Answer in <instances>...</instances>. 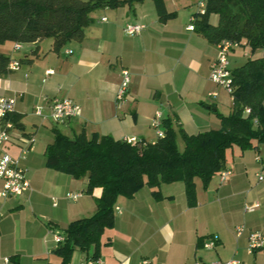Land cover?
<instances>
[{
  "label": "crops",
  "instance_id": "crops-1",
  "mask_svg": "<svg viewBox=\"0 0 264 264\" xmlns=\"http://www.w3.org/2000/svg\"><path fill=\"white\" fill-rule=\"evenodd\" d=\"M200 1L164 0L167 11L176 12L165 22L159 21L153 0L135 3L133 10L128 5L98 9L82 40L71 41L59 51L52 50L49 39L39 42L36 53L35 42L21 43L15 49V42L9 41V50H0L10 61H19L14 70L8 68L9 61L0 75V95L15 98L12 115L22 124L11 130L14 140L0 144V156L19 154V137L33 138L21 161L30 189L22 195H0V264H12L9 258L13 255L18 256V264H61V257L53 252L55 233L63 232L75 219L92 215L102 193L100 187L86 191V176L75 178L46 166L44 150L53 133L37 151L34 137L38 132L57 126L65 134L84 130L88 136L96 132L117 140L154 142L156 129L150 122L157 112L161 120L171 119L176 131L182 127L195 134L220 128L216 112L221 110L222 87L210 79L217 44L188 29ZM217 17L214 14L210 21L216 24ZM135 22L145 24L144 29L127 34L125 25ZM123 69L129 70L130 82L126 96L117 100ZM54 97L74 100L81 106L80 116L55 123L33 113L41 106L47 114ZM232 106L231 96L228 113ZM2 125L0 121V130ZM227 154L224 169L231 173L223 182L217 173V183L212 178L207 189L197 179L193 207L186 203L182 181L162 183L159 200L148 186L131 198L118 197L114 226L101 237L103 264H144V260L145 264H193L196 259L264 264V247L247 251L249 233H264V179L256 175L264 174L257 159L264 157V144L244 151L233 147ZM70 192H81V196L71 199ZM225 202L236 205L231 215L210 213L213 206ZM252 204V209L245 208ZM230 218L245 226L241 236L229 225ZM214 222L215 232L207 231ZM211 234H217L219 241L205 249L198 241ZM86 257V252L75 248L68 264H81Z\"/></svg>",
  "mask_w": 264,
  "mask_h": 264
},
{
  "label": "trees",
  "instance_id": "trees-1",
  "mask_svg": "<svg viewBox=\"0 0 264 264\" xmlns=\"http://www.w3.org/2000/svg\"><path fill=\"white\" fill-rule=\"evenodd\" d=\"M144 0H0V43L6 41L37 43L49 39L52 50L59 51L71 41H81L85 28L93 21V12L118 8ZM159 21L176 16L168 12L164 0H153ZM218 15L213 24L209 14ZM194 30L211 43L223 39L247 45L252 50L264 47V0H207L203 13L193 14ZM10 58L0 53V75L6 72ZM233 106L228 114L216 112L219 129L188 134L182 127L176 131L171 119L162 120L163 135L154 142L117 140L110 135L84 130L69 136L52 126L53 140L44 150L46 166L70 174L87 177L86 191L100 187L95 212L71 221L63 232V240L53 252L68 264L75 248L87 257H100L101 237L112 228L118 197L131 198L143 186L153 188L155 199H162V183L182 181L186 203L197 204L196 180L207 189L212 178L227 165V151L258 148L264 144V58L248 57L230 69ZM248 108L249 112H245ZM21 127L11 114L3 120ZM178 135L183 141L180 148ZM203 240L200 239L198 243ZM18 264V256L10 258Z\"/></svg>",
  "mask_w": 264,
  "mask_h": 264
},
{
  "label": "built area",
  "instance_id": "built-area-1",
  "mask_svg": "<svg viewBox=\"0 0 264 264\" xmlns=\"http://www.w3.org/2000/svg\"><path fill=\"white\" fill-rule=\"evenodd\" d=\"M198 12H204V3L199 2ZM195 17L192 16L191 20ZM105 20V18H103ZM145 27V24L135 22L128 23L125 25L124 30L127 34L136 35L139 34ZM188 29H194V24L188 25ZM217 44V56L211 66L210 79L218 86L223 87L229 94L232 92V78L229 68V53L235 47L239 46V43L229 39H223ZM21 47L20 42H15L14 48L18 49ZM70 52V50H68ZM19 67L18 60H11L8 64V68L11 70L17 69ZM130 82V72L127 69H123L121 72V80L116 91V99L122 100L128 91V86ZM215 95V93H211ZM15 98L10 96L0 95V121H2L7 115L14 112L15 109ZM49 112L47 114L43 113V108L41 106H36L33 113L41 117H49L55 123L66 122L71 118L78 117L81 114V106L74 100L68 97H54L49 100ZM245 112H249L246 108ZM151 126L156 129V136L163 135L162 120L160 118V113L157 112L150 122ZM14 125L11 121H6L0 130V144H4L14 140L15 137L11 135V130ZM21 141V148L19 154L12 155L10 153H3L0 156V179L2 180V188L0 190V195L2 197H9L12 195H22L30 189V180L26 174V169L22 166L21 161L25 158L27 151L33 141V138L28 136L19 137ZM135 142V141H133ZM257 159L264 171V157L258 155ZM231 173L229 169H224L219 173V179L223 182L227 176ZM257 179L263 180L264 174L258 173ZM67 196L71 199H77L81 196V192H70ZM253 205V206H252ZM251 206H245L246 209H252L255 204ZM118 211L119 207H115ZM245 231V226L243 224L236 226L235 232L236 236H241ZM63 240V237L57 232L54 235L55 243H59ZM249 244L247 247L248 253L254 252L255 249L264 247V233L258 231H251L249 233ZM219 241V236L217 234H211L206 239L203 240V247L205 249H211L216 246ZM7 261V259H6ZM147 261L144 260L145 264ZM81 264H103L101 257L90 258L86 257ZM193 264H254L252 262H244L239 259H228V260H216L212 262H205L196 259Z\"/></svg>",
  "mask_w": 264,
  "mask_h": 264
},
{
  "label": "rangeland",
  "instance_id": "rangeland-1",
  "mask_svg": "<svg viewBox=\"0 0 264 264\" xmlns=\"http://www.w3.org/2000/svg\"><path fill=\"white\" fill-rule=\"evenodd\" d=\"M206 1L207 0H203L202 1L204 3V9H205V6H206ZM193 6H194V8H197V6L195 4ZM213 16H214V13L209 14V18H212ZM217 21H218V17H217ZM44 42H46V41H44ZM4 43H0V50L3 49V50L8 51L9 50V46H10L9 45V41H7L5 43V45H3ZM248 57H263L264 58V47H259V48H256L254 50H252L247 45H239V46L235 47L229 53L230 66L232 68L233 67H236V66L244 63ZM224 90L225 89L222 87L221 100H219L220 101V107H221V110L220 111H222L223 113H228L229 110H230V105H231V96H230V94L226 90L225 91ZM47 123H50V121L47 122ZM68 134L69 135H72L71 131L68 132ZM51 136H52L51 129H49V128H47V130L44 129L43 131L38 132V134L35 136L37 141L35 140V137H34V141H35L34 142V147L36 148L35 150L38 151V148L40 150L41 148L39 147V144L40 143L47 142L48 141V138L49 139L52 138ZM177 142L179 144V147L181 148L183 146V141H182V139H181L180 136H178ZM213 182H214V184L217 183V177H215V176L213 177ZM198 184L201 186V181H198ZM209 199L214 200V198H209ZM235 206L236 205L233 204V203H226V202L223 203L222 206H221V204H216L215 206H213L211 208L210 213L211 214H219V217H222V215L220 213H224V216L227 215V214L231 215L232 212H233L232 210H234L236 208ZM217 207H218V209H217ZM229 225L231 227H234L235 228L236 225H241V222L238 221V220L236 221L233 218H230L229 219ZM214 226H215V222H214V225H211L210 224L208 226L207 231H209V232H215V230L213 229Z\"/></svg>",
  "mask_w": 264,
  "mask_h": 264
}]
</instances>
